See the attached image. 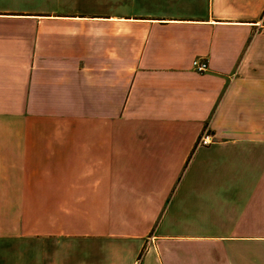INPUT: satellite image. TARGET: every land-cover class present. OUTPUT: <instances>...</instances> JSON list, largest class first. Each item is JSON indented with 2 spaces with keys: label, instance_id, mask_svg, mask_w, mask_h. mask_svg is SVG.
Returning <instances> with one entry per match:
<instances>
[{
  "label": "crops",
  "instance_id": "obj_1",
  "mask_svg": "<svg viewBox=\"0 0 264 264\" xmlns=\"http://www.w3.org/2000/svg\"><path fill=\"white\" fill-rule=\"evenodd\" d=\"M0 264H264V0H0Z\"/></svg>",
  "mask_w": 264,
  "mask_h": 264
},
{
  "label": "built area",
  "instance_id": "obj_2",
  "mask_svg": "<svg viewBox=\"0 0 264 264\" xmlns=\"http://www.w3.org/2000/svg\"><path fill=\"white\" fill-rule=\"evenodd\" d=\"M193 69L196 72L204 73V72L208 71L209 65H208V63L205 60L196 59V60L193 61ZM211 143H212L211 134L208 131H206L201 136V139L199 141V145L208 146Z\"/></svg>",
  "mask_w": 264,
  "mask_h": 264
},
{
  "label": "rangeland",
  "instance_id": "obj_3",
  "mask_svg": "<svg viewBox=\"0 0 264 264\" xmlns=\"http://www.w3.org/2000/svg\"><path fill=\"white\" fill-rule=\"evenodd\" d=\"M5 179H6V182L9 183V184L14 182V177L13 176L7 175L5 177Z\"/></svg>",
  "mask_w": 264,
  "mask_h": 264
}]
</instances>
